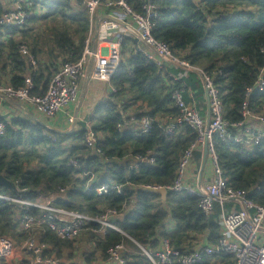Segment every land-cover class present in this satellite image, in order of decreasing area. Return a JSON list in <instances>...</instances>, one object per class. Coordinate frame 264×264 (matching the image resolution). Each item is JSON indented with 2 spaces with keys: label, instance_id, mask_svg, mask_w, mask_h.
I'll return each instance as SVG.
<instances>
[{
  "label": "trees",
  "instance_id": "1",
  "mask_svg": "<svg viewBox=\"0 0 264 264\" xmlns=\"http://www.w3.org/2000/svg\"><path fill=\"white\" fill-rule=\"evenodd\" d=\"M146 1L128 0V4L141 12ZM152 1L158 8L154 39L169 46L179 60L214 79L224 121L230 126L241 123L246 102L251 110L264 113V91L246 96V90L256 85L264 65V0ZM29 5V11L37 14L24 27L9 30V37L0 42V85L20 89L30 77L31 96L43 97L62 65L81 60L89 19L86 11L72 0H30ZM5 12L0 0V16ZM38 23L44 24L35 26ZM137 45L132 39L122 42L121 63L110 82L115 92L88 119L91 131L99 137L93 149L84 146L86 126L69 134L47 129L27 118L0 117L6 127L0 138V176L13 186H0V195L34 201L63 190L65 197L54 206L91 216L129 208L130 212L124 213L116 226L146 249L155 250L164 238L182 253L200 242L215 245L221 238L218 204L206 217L200 212L199 200L186 193L167 192L163 200L158 194L146 192L147 187L174 185L181 156L196 140L195 132L186 126L173 136L166 134L167 125L178 115L171 100L172 91L182 90L187 104L199 101L207 110L202 83L194 73H188L181 82L174 81L172 76H177L179 70L159 68L136 52ZM20 47L29 50L37 64L35 70L30 59L20 54ZM130 112L134 113L128 115ZM143 118L152 122L147 134L136 129ZM230 129L233 138L238 129ZM212 144L227 184L264 207V142L249 150L215 135ZM137 157L154 160V164L131 170ZM201 157L202 152L195 155L196 172ZM108 184L119 186L121 193L111 189L98 197L95 189ZM26 214L42 217L35 209L25 211L0 201V237H10L16 244L37 237L42 244L59 250L53 256L62 263L72 264L69 259L76 252V243L59 241L50 231L31 235L23 232L20 219ZM170 222L175 224L173 231H164ZM83 236L89 240V231ZM129 242L109 231L100 238L93 254H84L86 262L93 263L97 254L105 261L109 248L127 246ZM139 253H128L127 263L150 264ZM231 260L222 257L221 262L231 264Z\"/></svg>",
  "mask_w": 264,
  "mask_h": 264
},
{
  "label": "built area",
  "instance_id": "2",
  "mask_svg": "<svg viewBox=\"0 0 264 264\" xmlns=\"http://www.w3.org/2000/svg\"><path fill=\"white\" fill-rule=\"evenodd\" d=\"M29 1L16 10L7 11L0 16V42L9 37L7 34L9 30L24 27L29 18L37 14L29 11ZM72 1L87 12L92 26L84 44L81 60L62 65L51 80L43 97L31 96L30 92L33 86L30 77L26 78L24 87L20 89H14L9 85H0V101L7 100L22 104L44 120H53L56 128H59L61 123L65 126L62 132L69 133L78 131L77 127H74L77 116L68 114V111L79 103L81 84L87 78L90 60L92 61V79L110 85L111 79L121 63V44L125 39L136 41L138 44L136 52L159 68H165L166 65L171 64L166 62L165 58L173 63H178L170 47L158 42L153 37L155 20L158 18V8L152 3V0L143 3L141 12H136L128 4V0ZM105 14H109L108 16L121 24L101 20L98 33L103 34V39L98 40L99 36L96 35L97 38L95 37L96 40L94 41L96 21ZM19 52L22 56L30 59V66L35 70L37 64L30 57L29 50L26 47H20ZM261 53L264 57V49ZM160 59L163 60V64H161ZM180 65L186 68L188 72L183 74L179 72L174 80L181 82L188 73L197 74L206 92L207 116L206 114L204 117L201 116L194 102L188 105L185 103L182 90L172 91L171 100L178 111V115L167 125L166 134L173 136L178 130L186 126L195 132L196 140L182 154L174 188L170 192L175 194L186 193L190 197L197 198L200 212L206 217L211 216L216 204L219 205L218 225L221 238L218 243L194 247L182 253L174 250L169 240L164 238L155 250L143 248L117 228L116 221L123 216L122 213L106 210L101 215L91 216L54 206L57 200L65 197L63 190L57 195L49 198L39 197L34 201L27 198L0 195V201L18 205L25 211L35 209L42 214L40 219L27 214L24 215L20 219L23 232L31 235L36 232L50 231L59 241L75 242L74 250L79 251V258L84 260H86L84 254L94 253L100 238H105L109 231H114L124 236L133 246L138 248L150 264H223L221 262L222 257H231V264H264V207L254 204L248 199L246 193L236 191L227 184L212 144L213 136L216 135L222 141L233 140L235 144L252 150L264 142V127L261 126L264 125V113L251 110L246 102L242 108L243 121L230 126L224 121V108L214 79L204 73L202 69L191 67L189 63L184 62ZM246 91L247 97L256 91H264V65L259 70L258 81L254 88H248ZM113 92L115 90L112 88ZM190 97L193 100V93L190 94ZM256 114L259 116H255ZM59 116H63V118L59 120ZM251 120L257 121L261 125L252 124ZM151 127V120L143 118L139 123L138 130L140 134H147ZM230 128L238 129L233 138L230 136ZM5 130V124L0 123V138L5 135ZM206 135L209 141V164L213 172V181L199 187L197 182L198 171H195L193 183L188 184L187 179L191 167L195 164V155L202 152ZM98 141L99 137L92 131H88L84 137V146L93 149ZM97 153L99 154L100 151L98 150ZM136 162L137 164L133 165L131 170H136L143 164H154V160L150 161V159L140 157L136 158ZM111 189L121 193V188L113 184L97 187L95 193L98 197H103ZM174 227L175 224L170 222L165 226L164 231H173ZM85 231H89L90 238L79 243ZM85 244L86 246H84ZM47 253L49 254L46 255ZM56 253H59L57 248L49 244H42L36 237L31 236L20 246H17L10 237H0V264H64L53 256ZM128 253L129 250L126 245H116L107 250L105 262L102 258L99 259L97 254L96 258L92 259L94 262L91 264H98L99 261L104 262V264H128Z\"/></svg>",
  "mask_w": 264,
  "mask_h": 264
},
{
  "label": "crops",
  "instance_id": "3",
  "mask_svg": "<svg viewBox=\"0 0 264 264\" xmlns=\"http://www.w3.org/2000/svg\"><path fill=\"white\" fill-rule=\"evenodd\" d=\"M28 1L29 0H26V3ZM1 2L3 3V5H5L7 11H14L19 6L26 4L24 2V0H1ZM75 6H78V5H75ZM108 15L109 14H105L103 16H108ZM103 16H100L98 18V20L96 21V23L99 22L98 30L100 29V22H101V18ZM94 28H95L94 41L96 40L97 36H99L98 40L103 39V34L98 33V30L96 29V24H95ZM160 61H161V64L164 63L162 59H160ZM168 65H166L165 68H167L168 70H171L172 67H170V66H172V65L171 64H168ZM91 68H92V61L90 60L89 66L87 68V78L81 84L79 103L77 106L72 107L68 111V114H74L75 116H77V121H76V124L74 127H77L78 131L82 130V126H86L88 128V130H91V123L88 121L89 117L92 116V114L94 113L95 109L98 106L106 103L109 100L110 96L112 95V86L110 84L94 81L92 79ZM2 85H4V84H2ZM205 102H206V100H205ZM196 104L198 106V109H199V112L201 113V115L204 116V114H206V116H207V113H206L207 110L202 107L200 102L197 101ZM28 115H31L36 119H39L50 130L62 132V129L65 128V126L62 125L61 123H60L59 128H56L55 124L53 123V120H50V121L44 120L43 118L39 117L37 114L32 112L31 109L25 108V106L22 104H17L16 102L7 101V100H1L0 101V117L7 118V120H11L13 118H23V119L27 118L28 120L34 122L30 118H28ZM62 118H63V116H59V120H61ZM56 120H58V119H56ZM136 129L137 130L139 129V125L137 126ZM62 133H69V132H62ZM208 168L205 170V173L203 174L202 185L210 184L213 181L212 168H210L209 170H208ZM195 171H196V165L194 164L191 167L190 172L188 173V179H187L188 184H191L195 181ZM197 182H198V179H197ZM128 212H130V210H129V208L128 209L126 208L122 213L124 214V213H128ZM85 239H86V237L83 236V238L81 239V241L79 243L84 242ZM16 245L20 246V245H22V243H18ZM202 245H205V244L200 242V244L197 245L196 247H200ZM69 252H72V251H64V254L69 253ZM129 253L132 254V252H130V250H129ZM99 258H100V256H99ZM102 260L104 261V259H102ZM78 261H79L78 264H83V263L88 264L86 262V260H84V259L79 258ZM104 262L99 261L98 264H104ZM64 264H66V263H64Z\"/></svg>",
  "mask_w": 264,
  "mask_h": 264
},
{
  "label": "water",
  "instance_id": "4",
  "mask_svg": "<svg viewBox=\"0 0 264 264\" xmlns=\"http://www.w3.org/2000/svg\"><path fill=\"white\" fill-rule=\"evenodd\" d=\"M101 20H108V21L120 23V22H117L115 19H113L110 16H103L101 18ZM98 28H99V22L96 23V29L98 30ZM164 60L166 62H168V63L173 64L172 61L169 60V59H166L165 58ZM28 118H30L34 122H36V123L40 124L41 126H43V127H45V128L48 129V127L43 122H41L39 119H36L33 116H31V115H28ZM208 161H209V141H208V136L206 135L205 136V141H204V144H203V147H202V157H201V163H200L199 171H198V179H199L198 180V185H199V187L202 186V181H203L202 178H203V174L205 173V170H206ZM0 186L7 187L9 189L10 188H13L12 184H10L7 180H5L1 176H0ZM146 192L152 193V194H158V195H160L163 198V200L166 199V196H167L168 193H173V192H168L167 193L164 189H160V190H147Z\"/></svg>",
  "mask_w": 264,
  "mask_h": 264
},
{
  "label": "bare ground",
  "instance_id": "5",
  "mask_svg": "<svg viewBox=\"0 0 264 264\" xmlns=\"http://www.w3.org/2000/svg\"><path fill=\"white\" fill-rule=\"evenodd\" d=\"M121 46H122V44H121ZM98 50V49H97ZM175 59L176 60H178V63H173L172 64V68H175V69H177V70H179V72L181 73V74H183V73H185V72H188V70L186 69V68H183L181 65H180V63H184L185 61H181V60H179L177 57H175ZM186 63H188V62H186ZM190 65V64H189ZM191 66V65H190ZM192 67V66H191ZM204 72V71H203ZM205 73V72H204ZM197 75V74H196ZM174 78H175V76H172V79L174 80ZM84 80H86V79H84ZM175 81V80H174ZM200 81V80H199ZM201 82V81H200ZM202 83V82H201ZM202 86H203V84H202ZM205 100H206V92H205ZM207 102V101H206ZM222 102V101H221ZM185 103L187 104V102L185 101ZM188 105V104H187ZM255 116H259V115H255ZM134 120V118H132V121ZM251 123L252 124H255V125H261L260 123H258L257 121H253V120H251ZM75 124H76V122H75ZM261 126H263L264 127V125H261ZM88 131H91V130H88ZM113 185H115V184H113ZM174 188V185L172 186V187H169V188H155V187H147L146 188V191L147 190H160V189H164L166 192H169V191H172V189ZM117 191V190H116ZM126 209V208H125ZM124 209V210H125ZM112 211H115V210H112ZM117 212V211H116ZM119 213H122V212H119ZM123 214V213H122ZM122 216V215H121ZM170 243V242H169ZM107 252V251H106ZM55 257V256H54ZM56 258V257H55ZM58 259V258H57ZM59 262V261H58Z\"/></svg>",
  "mask_w": 264,
  "mask_h": 264
},
{
  "label": "rangeland",
  "instance_id": "6",
  "mask_svg": "<svg viewBox=\"0 0 264 264\" xmlns=\"http://www.w3.org/2000/svg\"><path fill=\"white\" fill-rule=\"evenodd\" d=\"M24 2L26 3V0H24ZM3 4V3H2ZM4 6V8L6 9V7H5V5H3ZM80 8H82V7H80ZM84 10V9H83ZM85 11V10H84ZM87 13V12H86ZM89 19V18H88ZM44 23H42V24H40V23H38V24H36L35 26H41V25H43ZM91 24H90V21H89V32H90V30H91ZM134 112H130V113H128L129 115L130 114H133ZM207 166L209 167H206V169L208 168V170L211 168V165L209 164V161H208V164H207ZM86 241V239L84 240V242ZM130 243V242H129ZM84 246H86V244L84 245ZM83 246V247H84ZM127 247L129 248L128 250H130V252H132V253H134V254H136V255H139L140 253V250L138 249V248H136L135 246H133L131 243L130 244H127ZM84 252H87V251H84ZM79 253V251H77V252H75L74 253V256H73V258H71V259H69L70 261H71V263L72 264H78V260H79V258H78V254ZM80 254H82V251H80ZM99 256H100V254H99ZM85 257V256H84ZM101 258V257H100ZM99 258V259H100Z\"/></svg>",
  "mask_w": 264,
  "mask_h": 264
}]
</instances>
